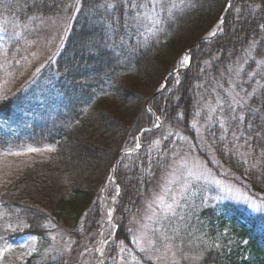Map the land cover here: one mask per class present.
I'll use <instances>...</instances> for the list:
<instances>
[{"label":"trees","instance_id":"1","mask_svg":"<svg viewBox=\"0 0 264 264\" xmlns=\"http://www.w3.org/2000/svg\"><path fill=\"white\" fill-rule=\"evenodd\" d=\"M57 2L70 11L75 4V0ZM95 2L100 5L97 18L120 16L118 6L111 10L104 7L108 3L116 5L117 0ZM229 2L242 9L243 17L234 9L231 14L227 9L221 12L225 0H168L169 7L173 3L177 7L172 10L170 21L160 25V31H149L153 28L152 21L142 16L138 31L117 28L111 37L115 42L110 49L111 54L102 52L91 59L81 46L92 21L86 23L85 15L73 13L79 22L75 23L74 32L66 34L62 51L53 57L56 62L51 66L46 63L23 91L0 101V154L28 148L53 149L45 160L25 166L0 193L3 212L11 215L18 207L31 204L34 207L30 211L35 215L30 217V222L47 224L51 221L56 225L55 229L16 232L18 236L37 235L44 239V246L39 254L15 264H46L43 255L56 245L52 236L58 238L71 232V237L67 238L77 240L85 231L96 230L103 218L102 191L106 190L109 177L113 178L116 188H120L115 197V223L122 225L119 232L115 229L112 240L118 241V237L128 233L125 246L132 247L129 229L133 215L122 214L120 207L131 208V200H135L138 206L142 204L145 195L139 194H146L150 184L141 183L140 177L150 175L148 168L155 164V156L147 155L153 144L149 146L145 140V136H152V132L145 133L142 129L152 127L151 121L160 115L162 127L153 130L156 133L154 140L160 137L161 132L165 135L168 132L186 134L183 128L172 127L162 113L164 110L173 111L167 98L177 87L167 77L186 65L183 61L187 56L190 62L188 67L182 68L184 71L179 77L181 91L176 95L183 96L181 107L185 109L189 128L196 126L194 135L198 139L189 136L187 141L182 142L177 137L173 140L178 148L185 151L194 149L200 158L207 147L216 162L219 161L237 179L245 182L251 192L264 193V184L257 183L254 175L241 176L244 169L258 173L259 165L264 161L259 157L253 160L240 144L232 147L231 157L227 153L221 157L204 136L203 117L208 105L215 106V97L238 99L237 93L243 95V91L236 85L241 82L257 88L258 92L264 86V79H261L264 77V35H256L253 43L251 27H247L245 32L223 27L213 38L197 43L213 33L219 18L225 13L229 25L242 18L255 22L264 16L259 8L247 7L245 0ZM84 13H88L87 8ZM61 14L64 13L55 16ZM165 15L160 18L164 19ZM0 21L9 26L20 24V27L31 23L9 13H0ZM29 31H23L17 41L10 43L8 51H14L13 44L22 52L33 45L34 33ZM95 35L99 36L100 32L96 31ZM213 64L218 70L209 71L207 75L201 71ZM225 68L231 71L226 72ZM57 72L63 73V77H57ZM250 73L255 74L254 80L248 78ZM113 78H118V91L112 86ZM257 80L259 84L255 83ZM166 83L171 87L159 92L160 86ZM195 111L201 115L194 116ZM138 127L141 131H137ZM134 137L139 138L141 148L118 157L121 152L136 148ZM200 140H204V144H200ZM114 192L115 188L112 194ZM70 196L87 202L85 218L74 227L64 223L61 216ZM133 211L135 213L136 209ZM239 218V228L234 230L239 233L240 240L247 242L246 248H250L254 256L234 254L222 247L203 246L198 248L201 257L205 258L201 264H264V258H260L263 256L264 228L258 225L257 220L244 216Z\"/></svg>","mask_w":264,"mask_h":264},{"label":"snow or ice","instance_id":"2","mask_svg":"<svg viewBox=\"0 0 264 264\" xmlns=\"http://www.w3.org/2000/svg\"><path fill=\"white\" fill-rule=\"evenodd\" d=\"M247 7L259 8L264 12V0H245ZM119 7L120 16L115 15L109 17H96V13L99 10L100 5L95 2V0H75V4L71 11L62 4H59L57 0H0V13H9L22 20H28L32 23L39 22V27L35 29L34 43L28 48H24L23 52L33 51L39 48L41 52L45 53L43 59L47 61L48 65L51 66L56 61L53 60V56L58 55L62 49L58 47L59 45L65 44V35L69 32L75 31V23H78L76 15H85L86 23L91 20V26L88 33L85 35L82 41V51H84L87 56L91 59L93 56L101 54H111L110 49L114 46V41L111 39L113 33L119 29H132L133 31H138L140 27L141 17H146L151 19L153 28L149 29L151 32L160 31V25L166 21H170L172 10L177 7L176 4H172L169 7L168 0H146V2H138V0H117V4L113 5L108 3L104 7L111 10L113 7ZM88 9V13H84V9ZM225 9L231 14V10L243 17V12L240 7H236L235 3L225 0V6L221 8V12ZM67 13L66 16H61L62 23H57L52 20V17L60 13ZM151 12L152 15L149 16L148 13ZM164 19L160 17L165 14ZM15 23V22H14ZM20 27V24L16 25ZM25 29L29 28L28 23L22 25ZM218 27H227L229 30H236L238 32H245L247 27H251V33L253 35V43L255 42L254 37L256 35H264V16L255 22L251 20H246L244 18L235 21L234 24H227V16H222L219 18ZM105 28L107 31H105ZM96 31L100 32L99 36H96ZM55 33V36H53ZM216 33H213L215 35ZM121 38L123 33H120ZM43 38L45 44L41 46L40 40ZM239 38V37H238ZM19 39V34H17V40ZM51 42L52 48L56 51H51L47 48V44ZM14 51L9 50L4 53V60L8 59L14 60L15 64H20L21 60L28 62V57L23 54L20 48H17L15 44L12 45ZM43 62V61H42ZM185 64L190 62L188 57H185ZM247 62V61H245ZM223 63V61H220ZM175 67V66H174ZM216 64L211 65L208 68L201 69L206 75L209 71H216ZM41 69L36 67V72L39 73ZM183 69H177L172 72L167 77L168 81H174L177 87L173 89L167 98L169 101V107L173 109L171 113L164 110L162 113L165 116L166 121L172 125L174 128H183L185 135H181L180 132H168L167 135L161 132L159 139H155L156 133L153 129H161V117L160 115L155 116V120L151 121L152 127L143 128V132H152V136H145L147 144L151 146L153 143L157 145V148L153 149L149 147L147 155L155 156V164L148 168L150 175H142L140 177V182L145 185L153 184L154 187L158 188L160 185L159 177L157 173L160 170L167 171L169 167H172L173 171L171 175H175L176 165H179L181 169L187 167L186 161L188 159V154L182 148H178L173 137H177L184 141H187L189 136H192L194 140L198 139V136L194 135L196 131V126L193 125L189 128L187 123L188 117L184 115L185 109L181 107V100L183 96H177L176 93L181 91V80L180 75L183 73ZM226 72H230V69L225 68ZM57 77L62 78L63 73L57 72L55 74ZM249 79L254 80L255 74L250 73ZM264 79V77H261ZM259 84V81H255ZM112 86L114 90H119L118 78H113ZM171 85L169 83L162 84L158 89L159 92H164ZM237 88L243 91V95L237 93L238 99L225 100L219 96L215 97V106L208 105L205 116L203 117L204 122V136L207 141L212 144V147L223 157L226 153L231 157L232 147L240 144L244 147L245 152L249 153L253 160L258 157L261 161H264V86H261V90L258 92L257 88L251 85H244L243 82L236 85ZM187 91V89H185ZM231 96V93H228ZM174 98V99H173ZM194 98V94H193ZM192 99V98H190ZM151 112V109H147ZM199 111L194 112V116H200ZM183 121V123H182ZM137 131H141L138 127ZM231 137V140H229ZM137 141L135 147L137 150L141 148V144L138 142L139 138L134 137ZM166 141V142H165ZM225 141H228L226 144ZM200 144H204V140H200ZM29 151H37V149H29ZM49 151H53L49 149ZM191 148L188 149V152ZM19 154V153H10ZM128 153H126L127 155ZM201 160H207L209 164L213 161L209 158L208 148L203 149V155ZM227 162V161H226ZM247 163V161H244ZM219 164V161H217ZM260 171L258 173H253L252 169H244L241 172V176L247 178L250 175H254L257 183L264 184V164L259 165ZM109 177V180H112ZM201 179L200 175H196L191 170L187 171V175L181 182V190L179 193H174L172 189L166 188L165 191L170 195L171 202L167 203L161 210L164 212L162 219L169 220L172 217H179L181 221H185L186 218L183 212H177V209H182L185 204L188 203L190 196H194L195 193L191 192V188H197L198 186L193 183V181H199ZM176 183V181H172ZM217 184L219 181L216 182ZM120 192V188L116 189L117 195ZM139 194V193H138ZM145 195L146 194H139ZM220 196H215L213 199H220ZM248 199V197H244ZM183 200V204L181 203ZM130 203L132 207H124L121 205V213H128L129 215H136L139 217V212L142 210L143 205H137L135 200H131ZM162 204V199L160 200ZM207 203V196H205L201 202L200 207H203ZM153 205L157 208L160 204H157V199L153 198L150 203H148V209H153ZM34 207L31 204H25L23 208L15 209L10 215L8 212L0 213V241L3 242L4 247L0 248V264H15V260H9L7 253L12 248V242L8 240V237L4 235L5 233H16L21 230L29 229H55L56 225L51 223H32L30 222V217L35 215L30 210ZM134 209L136 212L134 213ZM42 211V210H40ZM155 214V213H154ZM106 219L103 221V227L107 228L109 225L112 228H116L119 232L122 225L117 226L113 217L112 205L108 206V210L103 213ZM48 219V217H44ZM135 221H133L134 223ZM131 232V229H129ZM153 236L157 235V230L153 229ZM67 236L71 237L72 233H67ZM97 236L101 237L97 239ZM113 236L111 228H109L107 234L97 233L94 234L90 239H96V243L93 244L94 253L98 255L94 256L96 264H108L109 261L115 264V261L119 260L120 264H128L127 256H122V253L127 252L128 255L133 256L132 264H152L153 257L155 256L157 260L163 257L158 256L157 253L161 251L159 237L155 242L152 239L147 240L146 247H139V255H134L133 250L128 249L125 246V241L128 240V233H125L123 237H118L117 240H109V237ZM37 239V235H30L27 239L18 243V247H28L29 251H37L34 246V242ZM56 236H52V240H56ZM61 239L64 236L61 235ZM231 239L230 236H225L223 238L224 245H227L228 241ZM28 240H31L33 244H28ZM79 243L78 241L68 239L65 241L64 245L52 246L49 251L43 255V259L46 264H66V255L74 251L73 245ZM245 243H247L245 241ZM85 250H87V245H84ZM167 251L172 252L171 264H201V260L205 259L201 257L198 253L196 255H188L187 253L192 251L187 245L176 246L175 251L171 247H168ZM39 254V253H38ZM166 255V253H165ZM179 256V259H177Z\"/></svg>","mask_w":264,"mask_h":264},{"label":"rangeland","instance_id":"3","mask_svg":"<svg viewBox=\"0 0 264 264\" xmlns=\"http://www.w3.org/2000/svg\"><path fill=\"white\" fill-rule=\"evenodd\" d=\"M66 15V13L61 14V16ZM61 16H53L52 20L62 23ZM28 24L29 28L25 29L24 27L14 25L9 26L0 21V101L7 100L23 91L32 78L38 74L36 67L42 69L47 63L43 59L45 53L41 52L39 48L24 52V55L28 57V62L26 63L21 60L20 64H15V68L13 67L14 60H4V53L8 51L10 43L12 44L17 41V34H19L20 38L23 31L25 32L29 29V32L35 35V29L39 27V22ZM213 33L207 38L212 37ZM53 36H55V33H53ZM40 44L41 46L45 44L42 37ZM57 44L58 47H62L58 42ZM47 48L51 51H56L55 48H52L51 42L47 44ZM185 66L188 67V64ZM186 67H180V69ZM198 131L200 132L201 130L198 129ZM151 148L155 149L157 145L153 143ZM29 149H37V151L33 152L29 151ZM49 149L52 148H28L23 151L12 152L19 153L18 155L10 153L0 154V193L25 166L35 161L45 160L52 152ZM134 150L137 149H132V151ZM186 152L188 159L185 169H181L179 165H176L175 175H171L173 171L172 167H169L167 171L160 170L157 174L160 180L159 187H154L155 181L149 185L146 192L147 199L144 197L142 201L141 205H143V208L139 212V217L133 215L130 219L133 242L132 247L127 248L133 250L134 255H139L138 248L146 247L148 239H152L155 242L158 236L161 251L157 255L163 258L157 260L154 256L152 264H171L172 252L167 251L168 247H171L175 251L176 246L183 247L184 245L192 249V251L187 253L188 255H196L198 253L202 256L201 250L198 248L205 246L206 248L222 247L234 254L254 256L253 251L250 248H246L245 241L240 240L239 233L234 229L235 227L239 228L238 219L241 216L257 220L258 225L264 228V193L251 192L245 182L237 179L225 166L217 164L210 151H208V154L212 160H215L211 163L212 166H209L204 160L202 161L194 149L191 148L190 152L188 150ZM188 170H191L196 175H200L201 179L193 181L199 190L191 188V192L195 193V195L190 196L188 203L182 209H177V212H183L186 220L181 221L179 217H172L169 220L162 219L164 212L161 209L171 202L170 195L165 189H172L174 193L178 194L181 190V182L186 177ZM172 181H176V183H172ZM217 181H219L218 184L216 183ZM114 188L117 189L114 181L109 180L106 190L102 191L101 201L103 213L108 210L109 205H112L115 220V197L117 193L114 192L112 194ZM205 196H207V203L203 207H200ZM215 196H220L221 198L213 199ZM244 197H248V199H244ZM153 198L157 199V204H160V207L157 208L156 205H153V209L150 210L147 205ZM161 199L163 201L162 204L160 203ZM181 203H184L183 200H181ZM2 212L3 210L0 206V213ZM86 212L87 202L83 198L70 196L67 199L61 216L64 223L70 227H74L79 221H83ZM105 219L106 216L103 215L96 230L85 231L80 236V239L75 240L79 243L73 245L74 251L66 255V264H96L94 256L98 255V253H94L93 250V244L96 243V239H90V237L97 233H104L106 235L109 228H111L114 236L116 229L112 228L111 225L107 228L103 227ZM133 221L135 222L133 223ZM79 229H81L80 226ZM153 229L157 230L156 236L152 234ZM4 235L12 242V248L7 253L10 261H24L32 255L37 254L44 246V239L37 237L34 242L37 251L30 252L28 247L22 248L16 246L18 243L24 242L29 235L18 236L17 233H5ZM113 236L109 237V240H112ZM225 236L231 237L227 245H224L223 241ZM99 238L101 237L97 236V239ZM68 239L73 240L72 238H67V236L61 239L59 235L54 241L55 246L64 245ZM28 244H33V242L28 240ZM84 245H87V250H85ZM3 247L4 244L0 241V248ZM262 249L263 256H260V258H264V246ZM121 255L127 256L128 264H132V255H128L127 252ZM177 259H179V256H177ZM108 264H113V262L109 261ZM115 264H120V261H115Z\"/></svg>","mask_w":264,"mask_h":264},{"label":"water","instance_id":"4","mask_svg":"<svg viewBox=\"0 0 264 264\" xmlns=\"http://www.w3.org/2000/svg\"><path fill=\"white\" fill-rule=\"evenodd\" d=\"M225 15H226V13H225L223 16H225ZM218 31H219V27H218V29L215 31V33L217 34ZM216 34H215V35H216ZM215 35H213V36H215ZM213 36H212V37H209V38H203V39L197 41V43L205 42V41H207V40L213 38ZM195 44H196V43H195ZM195 44H194V45H195ZM129 151H130V150H126V151L121 152V153L118 155V157H119L120 155H122V154H126V153H128ZM118 157H117V158H118Z\"/></svg>","mask_w":264,"mask_h":264}]
</instances>
